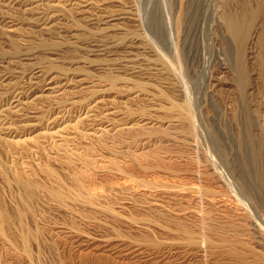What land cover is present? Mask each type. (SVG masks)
Segmentation results:
<instances>
[{
    "label": "rangeland",
    "instance_id": "rangeland-1",
    "mask_svg": "<svg viewBox=\"0 0 264 264\" xmlns=\"http://www.w3.org/2000/svg\"><path fill=\"white\" fill-rule=\"evenodd\" d=\"M87 1L0 0V264H264L263 17L242 79L219 21L257 0Z\"/></svg>",
    "mask_w": 264,
    "mask_h": 264
},
{
    "label": "bare ground",
    "instance_id": "bare-ground-1",
    "mask_svg": "<svg viewBox=\"0 0 264 264\" xmlns=\"http://www.w3.org/2000/svg\"><path fill=\"white\" fill-rule=\"evenodd\" d=\"M86 4L84 3V7L86 6H89V4H91V1H87L86 0ZM94 2V1H93ZM219 3V2H218ZM221 3V2H220ZM80 4V3H79ZM82 4V3H81ZM250 4V3H248ZM203 5V4H202ZM247 5V4H246ZM82 6V7H83ZM194 6V5H192ZM221 4L219 5V8H218V12L220 13V10H223L222 8H220ZM248 6V5H247ZM253 6V5H252ZM160 7V6H159ZM158 7V4L156 3L155 4V7H153V13H151V17H150V21H149V24L151 26V29L153 30L154 34L158 37V41H160L159 43L164 46V47H171L173 48V40H172V34H171V28L172 26H170L171 24V20H170V15L169 14H166L164 11L165 8L162 9ZM97 8V7H96ZM201 8V7H199ZM227 8V7H226ZM121 9V8H119ZM192 9V8H191ZM225 9V8H224ZM124 10V9H123ZM217 10V9H216ZM125 13H128V14H134L132 10H125L123 11ZM122 12V13H123ZM188 12H190L188 9L187 10H184V12H182V14H179L174 22L176 24V26L178 25V28L179 26L181 27V29H183V27L185 26V28H187V26L190 24L192 18L190 16L187 17V14ZM222 12V11H221ZM259 13H262V17H263V20L262 21V25L261 23H259L262 27L260 28L261 29V34L259 32V34L262 38V45L263 46V51L262 53V58L261 59V69H262V87H263V92H264V0H257L256 1V5H254V7H251V8H243L242 7V10L240 11H236L234 8H227V10H225V12L221 15V19L219 20L220 21V24L222 25V31H223V34H225L226 36H224V50H225V53H226V57L228 58V60L230 61L229 63H231L233 65V68H234V71L236 73V75L239 77V78H243V75H244V66H243V61H242V54L244 53L243 49H244V45L245 43L247 42L246 40L248 39L249 37V31H250V20L257 14ZM112 14V12H111ZM193 14V13H192ZM114 15V14H113ZM113 15H102L103 17L100 18L99 16V20H98V24H105L106 27H109L112 26V22L110 23V21L112 20L111 18L113 17ZM190 15V14H189ZM96 16V15H95ZM261 16V15H260ZM259 16V17H260ZM97 17V16H96ZM258 17V16H257ZM87 18V17H86ZM92 18V17H90ZM95 18V17H94ZM92 18V19H94ZM134 18V17H133ZM97 19V18H96ZM114 19V18H113ZM142 19V17H141ZM90 20V19H89ZM205 20V19H204ZM214 20V19H213ZM92 21V20H91ZM260 21V22H261ZM214 22V21H213ZM250 23V24H249ZM97 24V25H98ZM115 25V24H113ZM118 25V24H117ZM192 25V24H191ZM253 25V23L251 24ZM100 26V25H99ZM175 26V25H174ZM254 26V25H253ZM190 27V26H189ZM113 28V26H112ZM111 28V29H112ZM148 28V27H147ZM101 29H105L104 27H101ZM177 29V28H176ZM251 29H252V26H251ZM259 29V28H257ZM104 31V30H103ZM259 31V30H258ZM189 32V31H188ZM251 32V31H250ZM220 33V32H219ZM147 34V33H146ZM180 34V33H179ZM212 36V35H211ZM255 36V35H254ZM253 36V37H254ZM156 37V38H157ZM228 37V38H227ZM257 37V36H255ZM254 39V38H253ZM257 40H258V37H257ZM175 41V40H174ZM250 41V40H249ZM252 41V40H251ZM134 43V42H133ZM192 43V42H191ZM233 44V46H232ZM172 45V46H171ZM258 45V44H257ZM131 51V50H130ZM117 53V52H116ZM123 53V51H122ZM261 56V55H260ZM127 59V58H126ZM187 66V65H186ZM118 67V66H117ZM125 67V66H124ZM141 68V67H140ZM152 69V68H151ZM153 70V69H152ZM157 72V71H156ZM187 73V72H186ZM165 76V75H164ZM188 78V77H187ZM202 78V77H201ZM200 78V80H202ZM206 78V77H205ZM182 79V78H181ZM192 80V78H191ZM199 80V82H200ZM240 80V79H239ZM238 80V81H239ZM187 82V81H186ZM205 81H203L204 83ZM185 83V82H184ZM191 83V82H190ZM203 83H198V84H195L194 88H197V89H201L202 86H203ZM183 85V84H182ZM181 85V86H182ZM186 85V84H185ZM183 86V90H185V87L186 86ZM202 85V86H201ZM53 87V86H52ZM187 90L188 87H186ZM182 90V89H181ZM186 90V91H187ZM184 91V92H186ZM205 91V90H204ZM183 92V91H182ZM189 92V91H188ZM185 94V93H184ZM245 94V93H244ZM244 94L241 95V99H240V105H239V110L237 112V115H236V121L238 122V125L237 126H240L243 133L241 134V136H237L236 137V141L237 143H239V145H243L245 144L246 142H251L250 140V135L248 134V130L251 128V127H254L255 124H254V119L251 115V112H249V104L247 103L246 101V98L244 96ZM195 95V94H194ZM186 97H187V92H186ZM198 97V96H197ZM188 98V97H187ZM100 101V100H99ZM192 103V102H191ZM195 103V102H194ZM238 106V105H237ZM189 110V109H188ZM3 111V110H2ZM183 111H186V109H184ZM187 116V111L185 113ZM190 114V112H189ZM190 116V115H189ZM198 118V117H197ZM92 119V118H91ZM200 122V121H199ZM197 125V124H196ZM202 127V126H201ZM101 129V128H100ZM103 130V129H102ZM109 131V130H107ZM101 132V130H100ZM209 133H214L213 131H208ZM204 134V133H203ZM211 135V140H210V148L214 149L215 150V153H216V156H218V159L223 161L224 157L222 156V154L219 152V147L221 146L220 144V141H219V137L216 138V136H214L213 134H210ZM208 136V135H207ZM227 136V135H226ZM222 141V140H221ZM261 145H257L259 147V149L257 151L253 150L251 152V155H252V158H253V162L254 164H256V162H258V159H259V162H263L264 160V143L261 141ZM255 144V143H253ZM146 150V149H145ZM214 156V155H213ZM212 156V157H213ZM214 160V159H213ZM217 160V159H215ZM218 161V160H217ZM137 181V180H136ZM140 182V181H139ZM124 200V199H123ZM130 202V201H129ZM129 204V203H128ZM81 243V242H80Z\"/></svg>",
    "mask_w": 264,
    "mask_h": 264
}]
</instances>
